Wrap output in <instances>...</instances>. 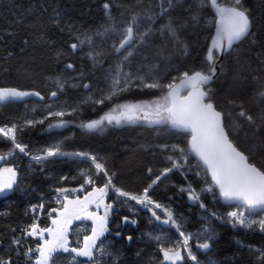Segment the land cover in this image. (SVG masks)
I'll return each mask as SVG.
<instances>
[{
    "label": "trees",
    "instance_id": "1",
    "mask_svg": "<svg viewBox=\"0 0 264 264\" xmlns=\"http://www.w3.org/2000/svg\"><path fill=\"white\" fill-rule=\"evenodd\" d=\"M104 2L105 0H0V87L35 90L45 97L43 101L37 97H28L22 101L0 105V126L22 124L24 118L39 119L47 114L48 104L72 106L87 96L98 97L100 89L107 90L110 82L107 78L108 70L115 71L120 63L117 55L108 51L119 40L118 30L125 26L134 12L148 9L159 11V0H114L112 21L104 15ZM221 3L227 6L232 0H221ZM242 3L253 20L252 35L234 46L219 63L218 78L211 85L214 90L212 98L221 110L229 108L227 101L230 99L243 100L245 108L257 116L260 106L254 100V93L264 85V64H261L264 59V0H242ZM181 4L182 6L172 10L171 15L184 18L191 14L185 9L192 4V0H181ZM56 12L61 14L59 27L50 23ZM214 19L211 8L205 7L202 11V24L180 33L181 38L192 45L189 55H181L173 48L170 39L165 40L157 34L150 38L151 47L142 48L141 54L130 57L124 63L123 70L132 73L139 70L142 74H147L149 65H155V71L167 83L172 76L181 72L206 69L204 57L213 35ZM164 22L165 18H161L156 27ZM140 23L143 25L146 21L141 19ZM112 25H115L116 32L109 33L106 37L94 35L98 30L103 31L104 27ZM69 27L72 29L71 35ZM61 28L64 30L61 31ZM85 34L93 35L95 50L105 53L101 65L96 68H93L87 56L90 51L87 44L75 54L69 47L70 43L76 42V36L83 38ZM57 50H63L66 55L58 59ZM161 50L163 54L157 55ZM69 61L76 65L78 71L82 69L85 72L83 83H90L91 88L86 90L83 87L67 86L53 99L51 91L55 89L54 81L58 76L71 79L78 75V72L68 73L65 70L64 65ZM159 96V90L144 89L124 93L103 105L88 101L79 107L74 116L64 118L72 121L67 127L48 130L49 121H45L44 124L18 133V139L33 152L59 142L65 151L94 154L102 159L110 173H115L113 180L116 186L132 193H140L152 178L169 166L166 153L160 146L169 145V153L171 145L178 144L187 149L190 133L176 132L166 125L148 126L144 123L125 124L121 127L105 126L103 132L88 133L79 124L99 119L117 103L145 102ZM235 111L233 109V114ZM240 123L243 128L238 132L233 129L231 138L243 151L255 156L258 164H264V149L258 147L260 139H264V128L253 136V127L246 121ZM11 147L9 141L0 137V153L6 154ZM4 163L18 169L19 183L12 191L0 194V255H8L6 249L11 246L12 238L20 236V229L32 223L34 214L29 212L31 206L45 203V211L39 222L42 226L48 225V210L58 207L54 200L56 188L80 187L84 184V177L80 174L82 171H90L97 186H103L106 182L103 174L96 175L90 161L55 158L41 170L35 165L30 167L29 158L17 152L16 156ZM194 163L196 161L190 157V166L185 169L187 178L178 171L169 173L150 191L151 198L170 209L187 233L199 234L206 224L210 227L209 234L214 239L210 241L211 246L207 251L196 247L195 238L190 241L199 264H260L255 250L264 249V233L233 228L231 224L212 217L211 213L215 211L227 221V212L231 208L218 194L214 199L212 194L204 192L201 199L206 209H202L199 203H192L187 194L180 191V187L187 186L188 183L197 191L209 183L208 178L195 175L192 167ZM150 167L153 169L151 176L148 174ZM64 177L67 179H63ZM90 188L88 186L86 191ZM116 200L115 194L109 191L106 202ZM128 203L138 210L135 214L129 211L127 204L119 203L114 205L110 213L109 232L101 239L103 247L111 255L101 256V264H162L163 256L159 252V245L149 237L161 235L164 243H175L181 239L178 232L174 227L160 224L150 212L134 202ZM156 211L163 218V212L159 209ZM124 216L136 219V225L123 224ZM82 225L87 226L89 231L80 234V243L85 234L91 233V223L78 221L71 226L72 229ZM13 228L17 231L13 232ZM117 231L121 233L120 236L115 235ZM129 235L132 236L131 242L127 240ZM21 240L23 246L20 248V255L12 252L13 264H30L23 252L34 244L31 238L21 237ZM237 240L243 241L245 247H240ZM70 241L77 245L73 236ZM55 256L56 264H69L68 254L56 253ZM180 264L193 262L185 259Z\"/></svg>",
    "mask_w": 264,
    "mask_h": 264
},
{
    "label": "snow or ice",
    "instance_id": "2",
    "mask_svg": "<svg viewBox=\"0 0 264 264\" xmlns=\"http://www.w3.org/2000/svg\"><path fill=\"white\" fill-rule=\"evenodd\" d=\"M113 2L114 0H105L102 5L104 15L109 21L113 20ZM177 6H182L181 0H159L157 4L159 11L148 9L131 15L125 26L118 30L119 40L114 42L108 50L117 55L120 63L115 71L108 70L107 78L110 81L108 88L106 91L100 89L98 97L87 96L86 99L72 106L48 104L47 114L39 119L24 118L22 124L12 123L0 126V137L12 145L6 154L0 153V194L12 191L19 183L18 169L4 163L16 156L17 152L29 158L30 167L35 165L41 170L55 158L67 157L73 160L90 161L96 175L103 174L106 178L103 186H97L91 172L82 171L80 174L84 177V184L80 187L56 188L54 200L58 207L48 210L50 224L47 226H42L39 222L40 214L45 211V203L31 206L29 212L34 214L32 223L20 229V236L12 238L11 246L6 249L9 254L0 255V264H13L12 252L15 251L16 255H20V248L23 246L21 237L36 241L35 245L27 247L23 252L30 264H56V253L68 254L69 264H101V256L111 255L103 247L101 239L109 232L110 213L114 205L119 203L127 204L129 211L135 214L138 210L129 204V201L146 209L160 224L174 227L178 232L181 239L175 243H164L161 235H150L149 238L154 239L159 245V252L163 256L162 264H180L185 259L191 260L193 264H199L190 241L195 238L196 247L207 251L211 246L210 241L214 239V236L209 234L210 227L206 224L199 234L187 233L181 222L174 218L172 211L150 196V191L169 173L178 171L187 178L185 169L190 166V157H194L197 161L195 174L198 177L201 176L202 168L203 173L210 176L211 183L200 191L193 188L191 183L180 187V191L187 194L189 201L199 203L202 209H206L201 199L202 194L211 193L215 199L218 192L219 198L233 206L235 210L227 212V221L215 211L211 213L212 217L231 224L233 228L246 231L258 230L264 233V164H258L255 156L243 151L231 138L233 129L238 132L243 128L240 121H246L253 127V136L264 128V85L254 93V100L260 106L257 116L252 115L245 108L243 100L230 99L227 101L229 105L227 110L219 109L212 98L214 90L211 87L213 81L218 78L217 65L224 54L231 51L236 43L252 35V17L242 0H232V3L227 6L222 4L221 0H192V4L185 9L191 14L184 18L171 15L172 10ZM205 7H211L216 14L212 25L215 32L210 37V44L204 57L206 69L181 72L179 75L172 76L167 83L155 71V65H149L147 74H142L139 70L136 73L123 70L124 63L129 61L130 57L141 54L142 48L151 47L150 38L157 34L165 40L170 39L173 48L181 55H189L192 45L182 39L180 33L189 27L195 29L202 24V11ZM60 15L56 12L50 23L59 27ZM161 18H165V22L156 27L157 21ZM141 19L146 23L142 25ZM63 30L61 28V31ZM116 31L115 25H112L104 27L103 31L98 30L94 35L106 37L109 33ZM68 32L72 34L71 27L68 28ZM75 39L76 42L69 44L71 52L75 54L87 44L90 47L87 56L93 68L100 66L105 53L95 50L94 36L85 34L83 38L76 36ZM156 54L162 55V50ZM56 55L59 59L66 53L63 50H57ZM147 59L145 56V61ZM261 64H264V59L261 60ZM64 68L68 73L78 72V75L71 79L58 76L54 81L55 89L51 91L53 99L67 86L83 87L86 90L91 88L90 83H83L85 72L82 69L78 71L74 63L69 61ZM254 79L258 78L254 77ZM144 89L159 90L160 96L145 102L117 103L99 119L79 124V127L88 133L103 132L105 126L121 127L136 123H144L148 126L166 125L176 132L190 133L187 149L178 144L171 145V153H169V145L160 146L166 153L165 158L169 166L164 167L159 175L152 178L148 186L140 193H132L116 186L113 180L115 173H110L102 159L94 154L65 151L59 142L33 152L29 150L28 145L18 139V133H22L26 128L44 124L45 121H49L48 130L67 127L72 121L64 118L74 116L79 107L88 101L103 105L106 101H112L114 97L124 93ZM26 97L45 100V97L35 90L0 87V105L22 101ZM233 109H236L234 114ZM258 147L264 149V139H260ZM176 153L178 155H175ZM152 172L153 169L150 167L149 176ZM86 185L91 186L90 190L86 191ZM109 191L115 194L116 201L106 202ZM76 193H84V195L81 198L74 195ZM101 209H103L102 214H100ZM156 209L163 212V218ZM80 220L91 221V233L85 234L83 242L77 241V245L74 246L70 243L69 233L73 222ZM122 222L136 225L137 220L124 216ZM12 231L17 230L13 228ZM115 235L120 236L121 233L117 231ZM127 240L131 242L132 236H127ZM236 243L240 247H245L243 241L237 240ZM248 247L251 248V246ZM255 252L260 264H264V249H256Z\"/></svg>",
    "mask_w": 264,
    "mask_h": 264
},
{
    "label": "rangeland",
    "instance_id": "3",
    "mask_svg": "<svg viewBox=\"0 0 264 264\" xmlns=\"http://www.w3.org/2000/svg\"><path fill=\"white\" fill-rule=\"evenodd\" d=\"M26 98H28V97H26ZM25 98V99H26ZM88 186L86 185L85 186V189L87 188ZM70 195H73V194H70ZM74 195H78V196H80L81 198H82V196L84 195V193H76V194H74ZM107 198V197H106ZM103 213V209H101L100 210V214H102ZM33 214V213H32ZM43 217V213L42 214H40V219ZM39 219V220H40ZM46 219H47V222H48V225L50 224V221L48 220V216H46ZM80 221H87V220H80ZM74 222H78V221H74ZM73 222V223H74ZM90 223H91V221H89ZM87 231H89V228L87 227V226H85V225H82V226H76V227H74V228H72V229H70V233H69V239H70V237L71 236H73L74 237V241L76 240V241H78V238H79V236H80V234L82 235L83 233H86ZM91 231V230H90ZM32 243L35 245V243H36V241H34V240H32ZM70 243H74V242H71L70 241ZM74 245H76L75 243H74Z\"/></svg>",
    "mask_w": 264,
    "mask_h": 264
},
{
    "label": "built area",
    "instance_id": "4",
    "mask_svg": "<svg viewBox=\"0 0 264 264\" xmlns=\"http://www.w3.org/2000/svg\"><path fill=\"white\" fill-rule=\"evenodd\" d=\"M196 164H197V161H196V163H194L193 166H192L193 169H194V171H195V173H196V171H197ZM200 170L202 171V175L199 176V178H203V179H204V178H208V176L206 175V173H203L202 168H201ZM195 175H196V174H195ZM196 176H197V175H196ZM197 177H198V176H197ZM208 184H210V181H209ZM208 184H207V185H208ZM207 185H206V186H207ZM206 186H205V187H206ZM207 193H208V192H207ZM208 194L211 195V193H208ZM230 210H235V208H234L233 206H231Z\"/></svg>",
    "mask_w": 264,
    "mask_h": 264
},
{
    "label": "water",
    "instance_id": "5",
    "mask_svg": "<svg viewBox=\"0 0 264 264\" xmlns=\"http://www.w3.org/2000/svg\"><path fill=\"white\" fill-rule=\"evenodd\" d=\"M211 8V7H210ZM211 11H212V14H213V16H214V18H215V12L212 10V8H211ZM214 32H215V28H214V31H213V34H214ZM243 41V40H242ZM241 42V41H240ZM240 42H238V43H236L234 46H236L237 44H239ZM209 44H210V42H209ZM233 46V47H234ZM228 53V52H227ZM226 54V53H225ZM225 54H224V56H225ZM223 56V57H224ZM223 57L221 58V61H222V59H223ZM220 61V62H221ZM217 68H218V72H219V64L217 65ZM194 158V157H193ZM194 160H195V158H194ZM196 161V160H195ZM208 179H209V181H210V183H211V178H210V176H208ZM217 194H218V192H217ZM219 195V194H218Z\"/></svg>",
    "mask_w": 264,
    "mask_h": 264
},
{
    "label": "bare ground",
    "instance_id": "6",
    "mask_svg": "<svg viewBox=\"0 0 264 264\" xmlns=\"http://www.w3.org/2000/svg\"><path fill=\"white\" fill-rule=\"evenodd\" d=\"M198 179V178H197ZM202 185V184H201ZM205 186V185H204ZM204 188V187H203Z\"/></svg>",
    "mask_w": 264,
    "mask_h": 264
}]
</instances>
